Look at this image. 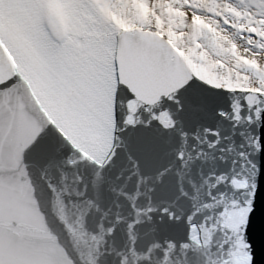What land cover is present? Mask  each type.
I'll return each instance as SVG.
<instances>
[{"label": "snow or ice", "instance_id": "6c2138e0", "mask_svg": "<svg viewBox=\"0 0 264 264\" xmlns=\"http://www.w3.org/2000/svg\"><path fill=\"white\" fill-rule=\"evenodd\" d=\"M146 3L157 17L161 15L157 0ZM217 4L222 13L228 6L253 14L254 19L236 35L232 46L241 49L242 59L251 61L254 57L264 69V22L257 23L264 20V5L258 11L248 0H217ZM56 9L62 10L66 27L55 15ZM182 11L187 25L193 23L194 16L211 15L188 5ZM112 16L135 26L126 31ZM137 16L133 0H0V197L17 180L27 181L49 232L62 250L63 264L88 261L69 229L53 213L58 197L78 212L86 233L103 236L105 246L96 264L101 257L113 254L109 240L114 243L118 231L139 255H148L139 264H151V245L136 249L132 241L139 239L137 219L153 224L157 218L159 223L187 224L191 218L192 225L197 221L206 227L215 224L220 237L212 249L215 260L217 264H232L233 237L220 228L222 217L228 215L225 206L217 205L193 217V189L198 185L190 182L191 169L202 156L227 150L223 141L238 134V119L264 132V94H258L256 103L250 105V93L202 79L184 58L188 52L166 29L144 25ZM215 19L226 32L235 33L233 17L224 14L223 19L220 15ZM192 47L199 57L193 63L208 64L220 80L245 76L252 80L253 88L260 87L257 81H264V74L226 64L210 35L196 36ZM189 121L190 129L186 127ZM49 128H54L59 138L48 139ZM155 131L175 133L177 146L170 150L168 164L154 175H146L142 157L152 151L148 139ZM251 138L264 146V136L252 134ZM32 151L36 159L30 165L26 156ZM260 151L264 154V147ZM259 170L258 165L253 168L254 172ZM198 174L205 178L202 169ZM211 175L210 183L219 188L216 174ZM219 175L227 177V173ZM93 176L103 180L101 187L106 186L112 194L107 206L101 207ZM169 176L174 178V194L156 202L155 195ZM237 180L233 176L222 183L233 186V191L251 192L254 202L252 188ZM219 199L213 191L203 203L215 204ZM243 203H248L247 198ZM137 212L141 213L139 218ZM154 231L152 227L146 235ZM163 247L166 250L167 246ZM118 255L122 261L124 253ZM155 255L163 258L164 253L157 250Z\"/></svg>", "mask_w": 264, "mask_h": 264}, {"label": "water", "instance_id": "95a60500", "mask_svg": "<svg viewBox=\"0 0 264 264\" xmlns=\"http://www.w3.org/2000/svg\"><path fill=\"white\" fill-rule=\"evenodd\" d=\"M255 97L250 95V105L256 103ZM236 111H239L238 105H236ZM237 122L240 124L237 129L238 134L232 139L223 141L226 151H218L215 155H204L192 164L190 182L194 181L198 185L193 189L192 206L196 209L193 217L197 213L211 211L217 205L223 204L228 215L222 217L220 228L232 234L234 253L231 257L232 264H264V154L260 151L264 146L256 144L251 138L252 134L264 136V132H260L251 122L239 119ZM186 127L190 129V121ZM46 131L48 139L59 138V133L54 128ZM148 143L152 151L142 157L144 161L142 168L146 175H154L161 168L154 166L157 156L167 152L165 158L168 156L166 163L168 164L171 160L170 150L177 146V141L175 133L155 131L150 134ZM165 145H168L167 151L163 149ZM241 153H247V155L242 156ZM151 154L154 156L150 157ZM35 159V151L29 152L26 156V162L30 165ZM256 165L259 166V172L253 171ZM200 169L203 170L205 177L203 179L198 174ZM213 173L216 174V183L220 184L219 188H216L215 183H210ZM220 173H227V177H221ZM233 176L238 177V183L252 188L256 194L254 202H251V192L233 191V186L222 183L224 179ZM92 179L99 189L100 196L107 200L105 204H109L113 197L106 190V186L101 187L104 185L103 180H97L95 176ZM213 191L220 196V199L216 200L215 204L203 203L208 194ZM221 193L223 195H220ZM173 194L174 178L169 176L165 184L157 191L156 202L169 199ZM246 198L248 203L244 204L243 201ZM234 200L240 203H234ZM52 210L69 229L75 244L83 250L82 257L87 259L88 264H96V257L105 246L103 236L93 237L86 233L78 212L67 208L59 197L53 202ZM74 215L77 217L76 220L72 219ZM136 215L139 218L141 213L137 212ZM143 216L146 217L147 212H144ZM49 220L53 229L57 230V225L52 223L51 216ZM245 224H247L246 231H244ZM90 227L94 229V225L90 224ZM136 227L139 239L133 238L132 242L136 249L141 250L151 245L148 249L149 253L153 254L151 264H217L212 251L220 239L216 236L215 224L206 227L204 223L197 221L196 225H192L191 218L187 224L183 221L180 224H169L166 220L164 223H159L157 218L153 224L145 228L137 219ZM152 227H155V231L146 235ZM65 239L61 235L62 242ZM165 245L166 250L163 247ZM120 246L123 249L120 250ZM109 247L113 249V254L101 257L100 264H139L140 261L148 259L147 254L139 255L136 250L127 245L122 232L116 234L114 243L113 240H109ZM157 250L164 253L163 258L155 255ZM118 253H124L122 261ZM0 264H63L62 250L56 245L55 238L49 232L27 181L20 183L17 180L16 184L0 197Z\"/></svg>", "mask_w": 264, "mask_h": 264}, {"label": "bare ground", "instance_id": "6f19581e", "mask_svg": "<svg viewBox=\"0 0 264 264\" xmlns=\"http://www.w3.org/2000/svg\"><path fill=\"white\" fill-rule=\"evenodd\" d=\"M236 2L244 3L245 0H236ZM248 2L256 5L258 11L259 8L264 5V0H248ZM174 5H179V7H175ZM185 5H188L189 7H197L203 13H211V15H203L199 17L194 16L193 23L191 25H187L185 24L186 17L184 11H182ZM160 6H162V12L161 15L157 17L152 9L147 6L146 0H133V8L138 10L137 19L142 21L144 25H152L161 30L166 29L170 38L180 44V46L188 52V56L184 58L188 62L189 66L192 67L198 75H201L202 79H205L213 85L218 83H227V85L234 91L247 92L254 96L264 94V92L261 91V89L264 88V81H257V83L260 84V87L253 88L252 80L245 76H240L235 81L220 80L217 76L212 74L209 70L208 64L201 65L193 63V59H199L195 49L192 47L195 37L210 35L214 43L215 50H219L221 52L222 58L226 64L246 68L253 71L254 74H264V69L257 65L254 57L251 61L244 60L241 58V49L232 46L235 42L236 35L245 30L249 20L254 19L253 14L247 12L241 13L235 8L228 6H225L222 13L221 11H218L219 5L217 4V0H157L156 7ZM224 14L235 19V33L226 32L215 19L217 15H220L223 19ZM55 15L57 18L63 17L61 10H58L57 13L55 12ZM112 19L118 23L119 27L124 28L126 31L131 30L135 26L132 21L125 23L124 21L118 20L115 16H112ZM241 21H244V23L241 24ZM261 22H264V20L257 21V23ZM185 28H187L188 31H185ZM248 30L250 31L251 29ZM225 48L227 49L226 51ZM173 79H175V77H173ZM167 148L168 145H165L163 147L164 151H167ZM165 155H167V152L161 156L158 155L156 162L154 160V166L161 168L164 167L168 162V156L165 158ZM151 156L154 155L151 154L150 157ZM106 202L107 200L100 196V203L102 204V207H104V205H108L105 204ZM149 225V223H143L144 228ZM120 232L121 231H118L116 234H120ZM121 249H123V247L120 246V250Z\"/></svg>", "mask_w": 264, "mask_h": 264}, {"label": "clouds", "instance_id": "9594fccd", "mask_svg": "<svg viewBox=\"0 0 264 264\" xmlns=\"http://www.w3.org/2000/svg\"><path fill=\"white\" fill-rule=\"evenodd\" d=\"M249 247H251V245H249Z\"/></svg>", "mask_w": 264, "mask_h": 264}]
</instances>
